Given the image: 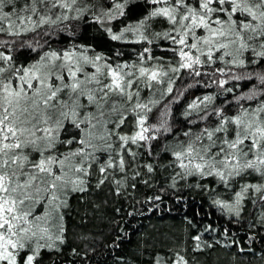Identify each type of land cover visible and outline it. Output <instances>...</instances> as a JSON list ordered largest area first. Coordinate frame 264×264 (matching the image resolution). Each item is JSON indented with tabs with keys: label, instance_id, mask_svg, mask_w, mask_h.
Listing matches in <instances>:
<instances>
[{
	"label": "snow or ice",
	"instance_id": "6c2138e0",
	"mask_svg": "<svg viewBox=\"0 0 264 264\" xmlns=\"http://www.w3.org/2000/svg\"><path fill=\"white\" fill-rule=\"evenodd\" d=\"M146 4V15L120 29L132 0H0V264H38L42 250L64 243L70 195L88 191L93 175L96 188L114 184L119 193L138 156L167 158L172 187L199 176L230 189V201L214 204L236 218L248 205L264 209V0ZM154 20L166 22L167 31L153 39L169 42L167 63L141 43L153 44L146 33ZM112 22L117 31L104 27ZM92 24L111 41L135 36L136 62H123L125 53L115 48L53 47ZM186 77L195 81L188 88L209 93L188 103L186 130L171 127L167 108L158 125L149 123L159 103L152 97L183 95L176 85ZM125 129L131 134H121ZM169 136L179 139L161 156L156 145ZM137 167L152 174L161 165ZM193 240L199 249L201 236ZM176 264L186 262L177 257Z\"/></svg>",
	"mask_w": 264,
	"mask_h": 264
},
{
	"label": "trees",
	"instance_id": "16d2710c",
	"mask_svg": "<svg viewBox=\"0 0 264 264\" xmlns=\"http://www.w3.org/2000/svg\"><path fill=\"white\" fill-rule=\"evenodd\" d=\"M132 2L136 6L131 8L126 18H122L120 29L137 23L150 10L146 0ZM116 23L104 27L111 26L113 31H117ZM164 31H167L165 21H152V27L146 34L153 44L141 43L144 47L152 48L156 57L164 58L167 63L171 53L165 56L163 49L169 42L162 36L153 39L154 33ZM74 35L75 39L60 38L61 42L53 47L77 43L105 54L115 48L125 53L123 62L128 63L136 62L141 50V44L131 42L137 39L135 36L129 34L123 41H111L102 27L96 24L86 30L82 26L77 27ZM17 55L21 56L22 61L33 58L32 53ZM255 70L261 69L257 67ZM194 83L193 79L186 77V82L177 81L176 85L183 95H173L171 98L153 96L159 103L153 107L149 123L158 125L162 119L161 113L167 108V122L173 129L185 131L183 113L188 103L196 96L209 94L203 88H188L189 84ZM243 85L241 81L240 90L247 91ZM173 99L177 102L173 103ZM219 99L223 100V97ZM193 131L196 129L193 128ZM121 134L130 135L131 130L125 129ZM176 139L179 137L169 136L168 140H161L155 152L163 156L165 146L175 143ZM147 162L159 163L161 167L152 174L137 167ZM167 164V158L161 160L155 157L153 161H148L138 156L137 163L128 170V179L122 182L119 193L114 184L105 183L96 188L97 180L93 175L88 191L71 194L68 206L63 210L64 243L51 250H42L38 264H155L157 259L160 264H176L177 257H183L186 264H264V226L261 224L264 209H254L248 205L246 211L236 218L214 204L217 199L230 201L233 196L230 189L226 191L212 178L199 176L178 179L176 186L172 187L169 178L172 169L164 170ZM136 171L140 172V176L135 178L136 186L131 187ZM249 179L256 182L254 178ZM155 197L160 199L156 200ZM250 225L254 227L250 228ZM209 226L212 230L206 231ZM225 230L228 236L224 235ZM197 235L201 236L202 241L199 249L193 240ZM233 240L237 242L236 245L232 244Z\"/></svg>",
	"mask_w": 264,
	"mask_h": 264
}]
</instances>
